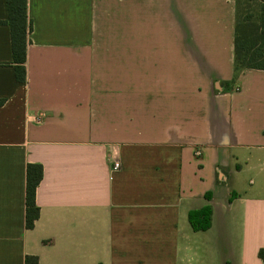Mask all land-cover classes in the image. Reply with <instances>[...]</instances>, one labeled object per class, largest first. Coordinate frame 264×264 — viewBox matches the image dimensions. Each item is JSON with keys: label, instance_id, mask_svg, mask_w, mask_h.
<instances>
[{"label": "crops", "instance_id": "0c3cea01", "mask_svg": "<svg viewBox=\"0 0 264 264\" xmlns=\"http://www.w3.org/2000/svg\"><path fill=\"white\" fill-rule=\"evenodd\" d=\"M27 15L18 83L0 0V264H264V71L233 79L235 0H27Z\"/></svg>", "mask_w": 264, "mask_h": 264}, {"label": "trees", "instance_id": "16d2710c", "mask_svg": "<svg viewBox=\"0 0 264 264\" xmlns=\"http://www.w3.org/2000/svg\"><path fill=\"white\" fill-rule=\"evenodd\" d=\"M253 3L252 13L242 19L238 16L237 7L240 0H235L234 60L235 80L244 70L264 71V0H246ZM7 20L4 22L10 30L12 65L15 80L24 83L26 80L25 58L32 22L27 15V0H6ZM1 104V101H0ZM42 177L39 165L26 166L25 184V229H32L39 215L35 204V191ZM194 230L204 231L210 225V210L204 209L189 215ZM264 262V249L257 253ZM35 257H26L25 264H36Z\"/></svg>", "mask_w": 264, "mask_h": 264}, {"label": "rangeland", "instance_id": "374dc122", "mask_svg": "<svg viewBox=\"0 0 264 264\" xmlns=\"http://www.w3.org/2000/svg\"><path fill=\"white\" fill-rule=\"evenodd\" d=\"M252 6L253 3H247L246 0H240V4L237 7L238 16L240 17V19H242L244 16L249 15V13H252L251 11L254 8Z\"/></svg>", "mask_w": 264, "mask_h": 264}, {"label": "built area", "instance_id": "2783aa9c", "mask_svg": "<svg viewBox=\"0 0 264 264\" xmlns=\"http://www.w3.org/2000/svg\"><path fill=\"white\" fill-rule=\"evenodd\" d=\"M42 118H43V115L40 114V115H37V117L35 118V120H36L37 122H39V121L42 120ZM197 155H198V153H197ZM118 167H119V164H118V163H114V165H113V169L116 170Z\"/></svg>", "mask_w": 264, "mask_h": 264}]
</instances>
